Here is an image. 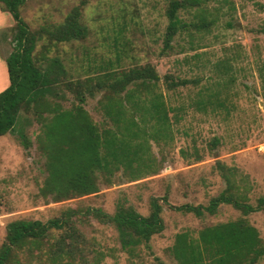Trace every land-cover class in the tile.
Masks as SVG:
<instances>
[{"label": "rangeland", "instance_id": "obj_1", "mask_svg": "<svg viewBox=\"0 0 264 264\" xmlns=\"http://www.w3.org/2000/svg\"><path fill=\"white\" fill-rule=\"evenodd\" d=\"M81 1L25 0L20 17L36 31L62 23ZM169 1L89 0L81 10L86 39L50 45L45 52L46 57L58 56L76 79L97 74L116 55L120 61L113 63L115 69L146 64L155 69L160 78L156 91L169 119L168 137L158 143L148 140L157 173L128 182L118 172L113 184L101 183L96 194L45 201L38 195L46 177L35 140L39 124L32 114L24 115L27 123L19 124L30 143L27 149L16 133L0 137V246L13 221L45 222L68 208L112 215L118 206L146 217L150 200L162 198L168 203H161L163 230L151 237L148 248L139 246L134 252L120 248L112 224L92 215L75 222L84 251L75 254V264H178L171 249L176 234L188 232L196 239L203 228L240 219L256 230L264 247V211L243 215L231 205H220L214 215L195 217L169 207L206 206L226 189L223 173L231 181L230 192L244 203L255 207L264 198V0H201L198 9L180 10L186 22L202 16L212 24L190 40L177 36L172 50L160 53ZM13 31L7 27L0 32L5 58L13 49ZM44 41L37 43L36 52ZM167 80L192 83L171 90ZM98 98H87L84 108L100 124ZM17 254L12 264H43L37 252ZM256 264H264V255Z\"/></svg>", "mask_w": 264, "mask_h": 264}, {"label": "trees", "instance_id": "obj_2", "mask_svg": "<svg viewBox=\"0 0 264 264\" xmlns=\"http://www.w3.org/2000/svg\"><path fill=\"white\" fill-rule=\"evenodd\" d=\"M88 1L82 0L62 23L33 31L20 17L25 0H0L1 11L9 13L15 23L10 27L14 30L13 49L5 59L9 86L0 93V136L16 133L27 149L30 143L19 121L27 123V114L35 117L39 124L37 150L44 158L46 171L38 195L55 203L96 194L101 183L112 185L118 172L128 182L155 175L158 167L148 140L158 143L169 135L167 111L156 91L160 78L151 65L115 69L113 63L120 61V55H116L114 62L108 61L97 74L76 79L58 56L46 57L50 45L86 39L88 29L81 22V10ZM200 3L201 0L169 1L160 53L171 51L177 36L185 34L190 40L193 33L212 24L202 16L198 22L179 17L180 10L198 9ZM42 40L46 41L36 52ZM190 83L166 81L171 90ZM96 95L104 119L100 124L84 108L87 98ZM215 145L216 142L212 146ZM221 175L226 189L206 206L169 207L195 217L204 212L214 215L220 205H231L243 215L264 211V198H259L255 207L244 203L230 192L229 178ZM161 203L168 205L166 199L152 198L146 217L131 207L118 206L112 215L101 209L86 208L81 212L68 208L45 222H10L0 246V264H12L17 253L25 251L37 252L43 264H75V254L84 252L79 248L81 240L75 222L89 215L115 227L122 250L148 248L151 237L163 230ZM258 237L256 230L240 219L203 228L196 239L188 232L176 234L172 255L178 264H256L264 255Z\"/></svg>", "mask_w": 264, "mask_h": 264}, {"label": "crops", "instance_id": "obj_3", "mask_svg": "<svg viewBox=\"0 0 264 264\" xmlns=\"http://www.w3.org/2000/svg\"><path fill=\"white\" fill-rule=\"evenodd\" d=\"M12 23H14V20L11 15L7 12H2L0 9V32L7 27H12ZM5 59L6 58L0 53V93L9 86V77Z\"/></svg>", "mask_w": 264, "mask_h": 264}]
</instances>
